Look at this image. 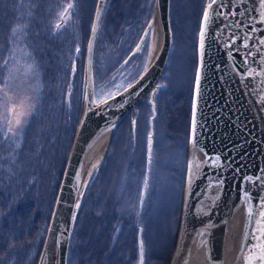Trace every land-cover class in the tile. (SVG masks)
I'll list each match as a JSON object with an SVG mask.
<instances>
[{
    "label": "rangeland",
    "instance_id": "rangeland-1",
    "mask_svg": "<svg viewBox=\"0 0 264 264\" xmlns=\"http://www.w3.org/2000/svg\"><path fill=\"white\" fill-rule=\"evenodd\" d=\"M96 1L0 0V97L6 91L9 104L30 113L7 137V127L0 131V264H37L83 112ZM155 1L105 0L92 58L95 103L136 80L151 60L157 22L149 30L151 43L144 40L137 50V39L156 12ZM209 1L169 0L172 41L156 81L162 87L151 88L95 151L76 205L67 264H138V236L143 264H169L188 164L197 41ZM69 2L75 8L64 24L60 13ZM127 28L131 41L119 42ZM152 98L160 114L151 124Z\"/></svg>",
    "mask_w": 264,
    "mask_h": 264
},
{
    "label": "water",
    "instance_id": "water-1",
    "mask_svg": "<svg viewBox=\"0 0 264 264\" xmlns=\"http://www.w3.org/2000/svg\"><path fill=\"white\" fill-rule=\"evenodd\" d=\"M104 3L105 0L96 1L87 41L83 112L61 176L37 264H67L76 205L89 163L98 147L110 140L123 116L138 105L151 88L155 90L170 52L169 0H156V12L138 43L144 42L157 22L158 45L145 68L147 71L144 69L130 83L131 88L126 86L116 92L119 95H112L106 104L95 103L92 58L97 30L93 33L92 27L93 24L99 26ZM248 5L249 0H217L209 9L210 19L206 25L202 17L204 47L201 50L199 32L186 182L170 264H183V259L186 264H191L197 253L202 256L203 264H222L225 229L234 213L243 225L244 264H248L249 255L258 253L257 221L259 213L264 210V74H261L264 73V44L250 33ZM97 8L101 10L99 13ZM198 71L200 82L197 92ZM194 102L195 132L192 129ZM150 104L152 116L149 120L152 124L156 116L153 98ZM189 180L193 191L200 192L203 197L198 201L191 197ZM200 186L203 190H199ZM137 244L138 264L141 260L143 264V245L139 236ZM191 250H195L193 255ZM254 264H259L258 257Z\"/></svg>",
    "mask_w": 264,
    "mask_h": 264
},
{
    "label": "snow or ice",
    "instance_id": "snow-or-ice-1",
    "mask_svg": "<svg viewBox=\"0 0 264 264\" xmlns=\"http://www.w3.org/2000/svg\"><path fill=\"white\" fill-rule=\"evenodd\" d=\"M217 2V0H211V3L208 4L207 8L205 9L203 13V20L204 24L206 25L210 19V12L209 9H212L213 5ZM75 8V3L74 2H69L67 5L64 7L63 11L60 13L64 24L68 22V20L72 16V10ZM261 8L264 9V0H261ZM101 10L100 8H97V13H99ZM260 20L264 22V11L261 12ZM63 25L62 24H57V28H61ZM98 25L93 24L92 31L93 33L96 32ZM15 31V29L13 30ZM204 38H205V27L202 26L200 29V48L203 50L204 47ZM262 44H264V40L261 41ZM92 42H89V48H91ZM245 47H247V43L245 42ZM140 45H137V50H139ZM77 52H79V48L76 49ZM127 63V62H126ZM5 64H7V61H5ZM73 71H75V68L73 67ZM147 71V69H145ZM264 74V73H261ZM248 75H252L251 72L248 73ZM199 82H200V74L199 71L197 72L196 76V86H197V92L199 91ZM7 87V85H5ZM129 88L132 87L131 84L128 85ZM127 91V89H125ZM119 95V93H116ZM107 95V99H101L99 103L101 104H106L108 102V99H112L113 96L112 94H105ZM0 105L4 107V112L0 113V115L3 116V123H0V131H3L5 127H7V131L4 132L5 137H7L8 133L13 132V125L15 126H20L24 122L22 120V117L29 115L30 113L27 112H22L20 111V107L13 103L9 104V98L7 96V92H4V95L0 97ZM196 105L195 102L193 103V116H192V129L193 132H195V127H196ZM151 149H152V140H151V135H149V140H148V163H151ZM217 159H219L217 157ZM95 167V165H94ZM250 179V178H249ZM147 183V181H145ZM245 196H247V193H245ZM264 203V201H262ZM77 207L79 205L77 204ZM249 213L251 212V209H248ZM259 220L257 221V232H258V237L257 239L260 241L257 245L256 248L258 249V253H254L252 255H249L247 257V262L248 264H254L255 259L258 257L259 259V264H264V210H262L259 213ZM142 264V260H141Z\"/></svg>",
    "mask_w": 264,
    "mask_h": 264
},
{
    "label": "bare ground",
    "instance_id": "bare-ground-1",
    "mask_svg": "<svg viewBox=\"0 0 264 264\" xmlns=\"http://www.w3.org/2000/svg\"><path fill=\"white\" fill-rule=\"evenodd\" d=\"M248 6V25L250 26V33L251 35L256 37V39H259V41H261L264 39V22L260 20L261 12L264 11V9L261 8V0H249ZM184 182L186 181L184 180ZM189 182L190 186L192 187V199L194 201H198L203 198L200 192L197 193L193 191V184L190 180ZM199 190H203V187L200 186ZM125 209L129 208L125 207ZM225 230L227 233L225 236V246L222 255V264H244L246 258L244 253H242V250L245 248V245L241 242L243 225L241 223L240 217L236 215V213L233 214L231 220L227 221V227ZM172 253L169 259V264L172 257ZM194 253L195 250H191V254L193 255ZM195 255L198 256H195L191 264H203L202 256L198 253ZM183 261V264H186L184 259Z\"/></svg>",
    "mask_w": 264,
    "mask_h": 264
},
{
    "label": "flooded vegetation",
    "instance_id": "flooded-vegetation-1",
    "mask_svg": "<svg viewBox=\"0 0 264 264\" xmlns=\"http://www.w3.org/2000/svg\"><path fill=\"white\" fill-rule=\"evenodd\" d=\"M136 29L138 28L137 26L135 27ZM141 33H142V31H141ZM138 40H139V38L137 39V42H138ZM128 41H131V38H130V32H129V29L127 28L125 31H124V35L122 36V38H120V41L119 42H128ZM148 42V43H151V40H149V32H148V34H147V36H146V39H145V42ZM147 51H145V53H146ZM164 71V70H163ZM156 84H157V87H156V89L157 88H161L162 86H160L157 82H156ZM159 95V94H158ZM153 98H154V95H153ZM155 105H156V116H155V120L158 118V116H159V114H160V107H159V102H158V100H157V103L155 102ZM166 106V105H165ZM143 113V112H142ZM144 114V113H143ZM135 117H136V120L138 121V123H139V130H140V133H141V135H143V132H144V127H143V124L141 123V120H142V117H141V115H140V113L138 114H136L135 115ZM143 262H144V260H143Z\"/></svg>",
    "mask_w": 264,
    "mask_h": 264
}]
</instances>
